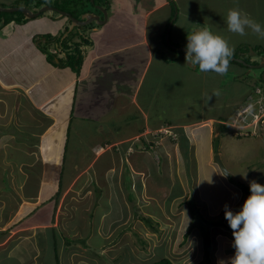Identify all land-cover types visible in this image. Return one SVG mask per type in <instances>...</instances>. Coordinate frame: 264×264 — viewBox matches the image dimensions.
Masks as SVG:
<instances>
[{"label": "crops", "instance_id": "1", "mask_svg": "<svg viewBox=\"0 0 264 264\" xmlns=\"http://www.w3.org/2000/svg\"><path fill=\"white\" fill-rule=\"evenodd\" d=\"M172 1L175 3H172ZM172 1L105 0V6L103 7L107 11V22L102 25L90 26L86 29V32L81 34L82 36L77 33L73 37L74 32L69 35L70 29L65 22H62V26L58 27L60 22H57V24L56 21H62V19L59 20L57 16L50 12L46 18L34 21L39 23L36 26H33L30 22L26 24L23 21L25 19H22L21 24L23 26L15 38L13 35L16 32V20L8 25L1 26L0 31L3 30L6 33V37L3 38L8 36L12 38L7 39L8 44L4 50L0 49V77L6 76L13 80L7 81V83L0 81V118L5 116L6 113L8 115V112L14 114L12 121H15L17 117L23 118L25 114L20 113V111L22 108H26V111L30 110L36 113L39 115L40 120H44L42 126L39 124L40 122L34 121V128H29L26 132L28 133L27 137H33L32 140L39 146L38 150H31L28 154L30 156L38 155L37 160H41L43 165L41 170L42 179L36 183L37 189L33 193L24 191L28 181H23L20 191L7 185L6 192H12L11 195H13V192L15 194V197L11 198L10 196L7 201L15 199L17 207L14 214L9 218L5 217L4 221H1L0 216V252L7 251V257L10 259L8 263L4 264H14L12 258L19 260L16 264H82L84 260L88 261L85 262L86 264L107 263L103 257H110L108 260L112 258L110 254H107L110 243L108 237L114 235L117 230H120V233L127 234L131 229L138 228L140 233L143 232L144 216H140V211L138 214L136 211L132 214L134 212L130 204L132 202L127 200L129 192L124 188V180L120 172L127 166L132 174L141 178V181L132 182L131 188L133 191L137 190L141 193V204L144 202L143 204L149 210L148 205L153 202V198L146 191V184L149 181L146 183L145 179L151 180V176L143 172L149 168L147 162L153 160V151L155 152L154 155H157L159 151L163 154L164 164H167V166H164L165 175L172 178L169 186H163L167 188L165 189L166 192L172 197L170 203L173 206L172 209L175 204L196 197L195 193L191 196L192 184L194 187L197 186L199 194L197 204L201 206L204 196L200 179L207 175H202L201 165L192 161H198L194 157L198 155V149H201V146L194 144V141L197 140L194 131L202 137L200 139L201 143L203 140L208 142L207 150L204 153L208 157L205 159L204 166L212 170L213 174L210 176L224 189L228 190L230 189L229 186H234L232 182H227L228 178L222 176V171L214 162V157L219 153L213 140L219 139L218 136L221 134L222 130L220 128L222 126L217 130L215 117L207 116L206 112L215 109L216 105L222 102V79L229 74H234L236 78L244 73L248 74V69L229 64L228 72L224 76L211 71L202 73L198 67L187 63L182 55L177 52L173 53L170 48L167 49L164 38L172 32L176 42L183 46H186L185 42L187 40L185 39L187 38L185 37L191 30L208 28L214 34H217L214 26L210 23L211 18H206V13H203L207 12L209 7L203 5L206 0H183L185 2L181 5H179V2L182 0ZM217 3L220 7L221 4L225 6L231 3L230 9L236 6L252 19H254L253 14H251L252 10H255L254 14L257 16H264V6L260 8L257 4L254 9L252 0L248 1L249 7L244 5V0H218ZM109 4H112L110 8ZM180 11L183 12L182 17H180ZM175 13L174 23L169 30L170 22ZM84 14L104 15L102 11L97 9V5H93V10L83 12L80 16ZM3 20L5 19L3 18ZM222 24L227 25L226 20H223ZM130 25L132 26L130 27ZM133 25L138 28L133 27ZM110 29H113V31L108 35ZM71 31H74V28ZM225 33H228L224 34L225 36L231 35L229 32ZM61 35H63V38L58 43ZM45 36H53L56 42L51 41L48 43ZM36 38H40L42 43L48 44V47H46L54 57L53 63L42 52L41 43L36 42ZM64 38H69V44L72 43V45H80L82 38L88 40V43H82L79 47L83 60L79 74L70 67L63 66L68 53L72 50V48L62 49ZM227 40L231 46H234L230 38ZM253 44L264 51V43L261 44L260 41L246 43L248 46ZM174 49L178 50L177 48ZM261 55V58L264 59V54ZM257 56L254 54L252 60L255 61L258 58ZM61 60L64 62L60 63ZM183 76L185 82L195 81L198 78L204 86L205 91L208 93H204V102L202 103V100L200 102L201 111L204 112L198 118L196 117L197 111L195 108L199 107V103L197 104L194 101L190 104L191 112L182 115L183 121L188 118L187 123L177 120L172 113L168 115V120L161 119L167 114L165 111L167 106L168 110H173L170 104L177 97L174 94L171 95L172 102L166 104L164 98L160 99V89H167L166 85H169V90L176 86H183ZM28 77L35 80L29 81ZM239 80L234 83L239 82ZM28 82H31V85ZM42 84V93L38 94L40 89L37 86ZM248 86H252V91L246 98H254V85L248 83ZM214 90H219L220 95H213ZM173 93H177V91ZM210 97L211 99H209ZM244 101L245 99L241 103L243 104ZM13 105H16L18 110H11L10 107ZM130 109H132L131 112ZM133 113H137L138 116L131 117L130 114L133 115ZM188 115L190 116L188 117ZM154 118L157 120L154 121ZM7 120L9 121V119ZM236 120L235 115L234 121H223L221 123L223 125L227 122L234 129ZM130 126H132L131 130L128 128ZM40 130H42L41 133ZM70 132H72V145L82 147L81 151H68ZM92 132L93 136L90 137L87 133ZM106 132L110 135L103 136V133ZM128 132L129 134H127ZM97 133L99 134L97 135ZM103 137L110 138L112 141L105 143V145L102 144L105 147L98 152V149L102 146H100L98 139ZM186 137L190 140V146L186 143ZM79 142L80 145H78ZM85 144L95 148L93 150L95 156L88 165L84 163L82 157ZM45 145L47 146L46 149L44 148ZM29 147L33 148L27 145V148ZM138 151L141 152L138 155H142L143 165L138 164V162L133 164L132 162V159L137 161L134 155H137ZM0 153L2 154V152ZM104 154L107 155L106 157H110L105 179L100 184L96 182L91 188L86 187L85 185L88 184L86 176L90 173V170L93 171L95 177L98 174L97 170H100L99 176H102V168L97 169L99 167L95 164L101 160ZM68 155L73 156L74 166L71 167V173L69 178L67 177L66 184H63L64 196L67 195L72 198L69 205L70 210H68L71 215V220L68 222L70 223V229L66 233L63 229L59 230L57 226H52L59 222L57 209L60 201L65 197H62V194L55 212V205L50 201L51 197L48 195L43 197V195L47 192V185H50L52 180L47 173L49 163L54 161V163L59 164L62 162L61 166H63L64 159ZM5 158L6 167L8 165L12 166L7 157ZM103 168H106V164ZM117 168H119L118 172ZM109 173L117 176L118 181H110L108 179ZM56 176V173L52 175V177ZM97 179H100V177ZM94 185H99V189L95 190ZM176 186L180 188V190L178 188L177 190L181 192L175 193V189L172 187L175 188ZM85 188L89 192L88 194L84 190ZM148 190L152 191L149 187ZM234 190H229L230 195H232V201H230L233 203L232 207H234V202L237 200L236 195L239 196L240 200L248 197L247 195L243 196L242 190L241 194L236 189ZM79 192L80 196L86 195V199L82 198L80 200L83 202L90 201V206L86 212H83L78 206L77 195ZM104 195H106L105 202L108 205L114 203L113 210L108 209L106 212L101 213L95 225L97 229L94 230L93 212L103 209ZM94 196H97L96 200ZM146 198L148 201H146ZM185 202L188 203V201ZM64 205L65 202L61 204L60 208H64ZM41 211L43 212L39 214ZM33 214L36 218L32 217ZM82 214H85V216H82ZM158 215L163 216L162 213H158ZM165 215L166 211H164L162 219L167 217ZM150 217L155 216L150 215ZM156 220H158L157 217ZM89 226L92 227L88 231L86 227ZM8 230L12 233V236L7 241L6 238H2L3 234L1 233ZM84 230L85 233L88 231L86 234L89 236L87 242L83 240L85 237ZM14 232L20 233L19 238L21 235H25L23 239L19 240L20 245L17 241L19 238L15 237ZM95 234L102 239V242H93ZM29 236L31 240L26 239ZM75 236L78 237L75 238ZM68 239L71 243H67ZM69 248H77L79 251H70V254H66ZM14 252L17 253L16 257ZM84 254H87V257H84ZM32 255H34V258H32ZM70 255L71 258H69ZM79 256L81 257L78 258ZM117 258L118 255L113 258V261Z\"/></svg>", "mask_w": 264, "mask_h": 264}, {"label": "rangeland", "instance_id": "2", "mask_svg": "<svg viewBox=\"0 0 264 264\" xmlns=\"http://www.w3.org/2000/svg\"><path fill=\"white\" fill-rule=\"evenodd\" d=\"M46 1H47V4H45L43 7L50 6L62 12H67L68 9L70 10L82 9L84 11L93 10V5H94L93 3L95 2H96L97 7L100 6L103 8V6L100 5V0H90V1L89 0H46ZM248 1L250 0H244V5L246 7H249ZM252 1H253L254 9L257 6V4L260 6V8H263L264 0H252ZM70 2H73V3H70ZM81 2L82 3L84 2L85 4L84 7L82 8H80L81 5H79ZM181 2H179V5L183 4V2L185 1L182 0ZM217 2L218 0H215V1L206 0L205 4L203 5L205 6L208 5L209 7L207 8V12H203V13H206V18H211L210 23L214 26V29L216 30L218 35L226 39L230 38V40L233 42L232 44L234 45V49H235L234 54H239L240 52H244V53H247L246 56L247 57L249 56L250 59L251 57H253L254 54H264V51L262 48L257 47L254 44L250 46L246 45V43L249 41H254V42L260 41L261 44L264 43V39L258 38L255 34L251 32L250 29H246L248 34L243 37L237 34H233L227 30V25L224 26L222 22L223 20H226L227 12L231 7V3L225 6H222L221 4V7H220L219 3ZM69 3L71 4V6L69 5ZM111 6L112 4H109V8ZM22 7L28 8L30 11L34 12V10H38V7H39L38 0H0V8L13 9V8H22ZM42 8H40L39 10H41ZM234 8H236V6ZM254 12L255 10L251 11V14H253L254 20L260 23L262 28H264V16H257L256 14H254ZM47 14H50L49 11L45 12L38 18L30 19L26 24L30 22L33 24V26L39 25V23H35L34 21H36L37 19L41 20L43 18H46ZM51 14H54L55 16H57L59 20L62 19V21H56V23L60 22V25L58 27L62 26L63 24L62 22L67 23V27H69L70 29L69 35H71L72 32L75 33L73 37L76 36L77 33H80L81 35L87 31L85 29L86 26L82 28L73 27L70 19L68 17L63 16L62 14H59L56 12L55 13L52 12ZM182 16H183V12L180 11V17ZM4 17L6 19L13 18L10 15H6ZM14 17L16 19L18 15H15ZM175 17H176V13L173 19L171 20L170 24L175 20ZM130 24L132 23L130 22ZM22 26L23 24L16 23V27H15L16 32L13 35L14 38L21 31ZM131 26L132 25H130V27ZM133 27L138 28L134 25ZM72 28H74V31H71ZM112 31L113 29H110V32L108 33V35L111 34ZM192 31L193 30H191V32ZM225 32H229L231 33V35L225 36L224 34H228ZM167 35L164 38L165 39L164 44L167 47V49L170 48L171 49L170 51H172L173 53H176L174 48H177L178 50H181L182 48H186V46H183L179 42H176L173 32L169 34V37H170L169 41L167 39ZM3 37H6V33L3 30H1L0 31V49L4 50L5 46L8 44L7 39H11L12 37L10 36H8L7 38H3ZM185 38H187V36ZM186 44H187V41L185 42V45ZM240 49L242 51H239ZM255 49L258 51H255ZM6 52H7V49H6ZM185 53L186 52L182 51V54L181 52H179L178 54L182 55L185 58ZM163 56L165 57L164 54ZM246 64H249V63H246ZM261 74H263V69L262 70L254 69L252 75H249V74L247 75L246 73H244L242 76H239L237 78L234 76V74L226 75L222 79V81L220 80L221 86H222V102L216 105L215 109H212L206 112L207 116L215 117L217 121L216 122L217 130L219 129L220 126H222L220 128L222 130L221 134L220 136H218L219 139L213 140L214 146L217 149V152L219 153V154H216V156H220L224 166L231 173V176L227 177L228 178L227 182H232L234 184L233 186L234 189L239 191V194H241L240 193L241 187L239 186V184H244L250 187L249 182L254 180L257 183L264 185V126H259L255 130L256 135H253V132H254L253 128L244 130V131L241 130L242 128L247 127V125L245 124L246 122H244L243 120H239L237 116L236 118L238 121L236 120L234 129L231 128L229 124H227V122L234 121V118L236 115L235 111L239 110L240 107H243L241 105L242 104L241 102L244 99H246L250 91H252V86L249 87L248 83L253 82L254 79L255 80L258 79ZM240 77L241 79L239 80V82L234 83L235 81H238V78ZM27 79L29 81L35 80L34 78H31V77H28ZM1 80L4 83H7V81H12L13 79H11L10 77L4 76V77H0V81ZM183 81H184L183 86H180V87L176 86L174 88H171V90H169L168 89L169 85H166L167 89L165 90L160 89L159 91V93L161 94L160 99L164 98L166 101V104H170L172 102L171 95L174 94V96L177 97L175 98L173 103L170 104L173 110H168L167 108L168 106H167L165 108V111L167 112V114L163 116L161 119L168 120L169 119L168 115L172 113L173 117L175 116L177 120L183 121L184 118H182V115L184 113L191 112L190 104L194 101L197 104L199 103V107L195 108V110L197 111L196 117L198 118V116H200L204 112V111L203 112L201 111L200 102L201 100H202V103L204 102L203 95L204 93L206 94L208 93L205 91L204 86L202 85L201 81L198 78H196L195 81L189 80L185 82V77L183 78ZM28 84L31 85V82H28ZM255 86L264 87L263 83H257ZM37 87L40 89L38 94H41L42 89H43V84ZM176 91L177 93H173ZM254 99H261L264 102V93H261V94L254 93ZM259 108H260V104L259 103L255 104L252 112L257 113L259 111ZM10 109L18 110L16 105L11 106ZM26 110H27L26 108H22L20 113L25 114V115L23 116V118L17 117L15 121H12L14 118L13 117L14 114H11L10 112H8V115L6 113L5 116L0 118V152H2V154L0 153V216H1V221H4L5 217L7 218L11 217L16 211L15 209L17 207L16 206L17 203L15 199H12V200L9 199V201H7V198H10V196L11 198L15 197L14 192H13V195H11L12 192H6L7 185L9 187L16 188L17 190L20 191V189H22V186H23V181H28L27 186L25 187L24 191H30V193H33L35 189H37L36 183L40 182L42 179L41 170H42L43 165H42L41 160L39 161L37 160L39 156L38 155L30 156L28 154L31 150L33 151L38 150L39 146L38 144L34 142V140H32L33 137L32 138L27 137L28 133L26 132L29 128H34V121L40 122L39 124L42 126L44 125L43 124L44 120L43 119L40 120L38 114L33 113L30 110L28 111ZM131 110L132 109H130V112ZM130 115L131 117L138 116L137 113H133V115L132 114ZM189 116L190 115H188V117ZM7 119H9V121ZM153 120L155 121L157 119L154 118ZM187 120L188 118L186 119V121H183V122L187 123L188 122ZM192 120H193V116H192ZM223 121H227V122L222 125L221 122ZM128 128L129 130H131L132 126ZM41 132L42 130H40V133ZM71 134L72 132H70V139L68 141V145H69L68 151L70 150H73L75 152L81 151L82 147L72 145L73 141L71 140V136H72ZM87 134H89L90 137L93 136V132L87 133ZM98 134L99 133H97V135ZM127 134H129V132ZM242 134H246L247 136H240ZM109 135L110 134H107V132L103 133V136H109ZM194 135L197 139L194 141V144L201 146V149H198L199 151L198 155L194 157L198 161H195V160H192V161L193 163L198 162L201 165L202 175L204 176L207 175L203 179H200L202 187H203L202 188V192L204 196V200L202 201L203 204H201V206L197 204V201L199 200V197H198L199 194L197 191V186L194 187L192 184L191 185V190H192L191 196L193 193H195L196 197H193L194 199L192 198L189 200H184L180 204H175L174 208L172 209L173 206L170 204L172 201V197H170L169 193L166 192L165 189L167 188L163 187V186H169L170 182H172V178L169 175H165L164 166L165 165L167 166V164H164V156L160 151L157 155H154L155 152L153 151V160L151 162L149 161L147 162V166L149 168H147V170L143 172L151 176V180L145 179L146 183L147 181H149V183L146 184L147 189L146 187L145 189L148 192V194H150L151 198H153V202H150V204L148 203L149 210L146 208L145 204H143L144 202H142L141 204V197H140L141 193L137 190L133 191V189L131 188V183L135 181H141V178L132 174L130 169L127 166L124 167L120 173H122V176H123L124 185H125L124 188L125 190H127V192H129L127 194V200L132 202L130 203L134 211L132 212V214H134L135 211L138 214L140 211L139 213L140 216H144L143 232L140 233L138 228L134 230L131 229L130 231H128L129 233L127 234L120 233L119 232L120 230H117V232L114 235H112L111 237H108L110 238L109 239L110 243H109L107 254L111 255L112 257L110 259L111 262L110 260H108L110 257L104 256L103 258L106 259L108 262H110V264H148L150 261H155L161 258L162 254H164V257H169L174 262V264H204L203 233L205 231H208L210 233V237L212 241V249H211L212 264H219L220 261H224V264H230V258H232V256H234V253H235V249L233 247L234 237L232 235L233 230L230 228L228 221L225 219L224 205L227 204L230 210L231 209L235 210L233 212L235 214L237 211L241 209L243 203L245 202L247 198L244 197L243 200H240L239 196L236 195L237 200L234 202V207H232L233 203L230 202L232 201L231 200L232 195H230L229 190L230 189L233 191L235 190L233 189V187H230V186H229L230 189L228 190L222 188L220 184L214 178H212V176H210L213 174L212 170L204 166L205 159L208 157V155L204 154L207 150L206 147L208 145V142L203 140L201 143L200 139H202V137L198 135L196 131H194ZM186 139H187L186 143L188 144V146H190L191 145L190 140L188 139V137H186ZM158 140H160V138H158ZM109 141H112V140L110 138H105V137L98 139L100 146ZM219 141H220V146H219ZM26 144L28 146L29 145L32 146L34 149L33 148L31 149L30 147L27 148ZM78 145H80V142ZM44 148L46 149L47 146L45 145ZM94 149L95 148H92L87 144H85L83 147L84 154L82 157L84 159V163H86L87 165L89 164V162L92 161V158L95 156L93 155ZM24 151L27 154H25ZM7 152L9 153L6 154ZM140 153L141 152L138 151L137 155H134V158H137V161H134L132 159L133 164H136L138 162V164L143 165L142 155H138ZM105 154L103 155L101 160H99L95 164V166L99 167L97 169L102 168L103 170L102 176H99V173H101L100 170H97L98 174L96 172L97 177H95L93 174V171L90 170L89 171L90 173L86 176V179H88V184L85 185L86 187L91 188L93 184H95L96 182H99L100 184L105 179L106 171L108 169L109 158H110V157H106L107 155ZM175 155H176V152H175ZM216 156L214 157V162L216 160ZM5 157H7V159L12 164V166L8 165L6 167ZM72 158H73L72 155L66 156V158L64 159L65 161H64L63 166H61L62 162H60L59 164H56V162L54 163V161H52V163H49L47 173H48L49 178H51L52 180H51L50 185H47V192L44 193L43 197L47 195L50 197L52 196L54 197L56 194L54 192L57 191L56 190L57 186L61 182H62V185L66 184L69 178V175L71 173V167L74 166V162L72 161ZM21 163L23 164L21 165ZM105 164H106V168H103ZM191 165L192 167H194L192 163ZM118 171H119V168H117V172ZM54 173L57 174L56 177H52ZM174 176H175V173H174ZM98 177H100V179H97ZM108 179L112 182L118 181V177L114 176L113 173L112 174L109 173ZM9 182H12L14 186L12 183L11 185ZM166 182H168L169 184ZM98 186L94 185V189L98 190L99 189ZM148 187L152 191H149ZM172 188L175 189L174 190L175 193L181 192L177 190V188L180 190V188L177 186L175 188L174 187ZM84 190L87 192L86 188ZM88 193L89 192H87V194ZM64 195L65 193L63 194L62 197H65ZM243 196H245V194H243ZM82 198L86 199V195L80 196V192H79L77 195V200H79L78 206L81 208L83 212H86V210L90 206V201L83 202L82 200H80ZM94 198L96 200L97 196L96 197L94 196ZM105 198H106V195H104V198H103V203H102L104 204L103 209L102 210L99 209L96 212H93L92 217H94L95 219V223H93L94 230L95 228L97 229L95 225L97 224V219L98 217H100L101 213L106 212L108 209L113 210L114 203H111L108 205V203L105 202ZM143 198L145 199L144 196ZM71 201H72V198L67 195L65 199H62L60 201V204L57 209V212H58L57 214L59 215V218H58L59 222L52 225V226H57L59 230L63 229V231L66 233H68V230L70 229V223L68 222H70L71 220L70 218L71 215L68 210H70L69 205ZM137 201H139L138 204H137ZM146 201H148L147 198H146ZM185 201H188V203L186 204ZM64 202H65L64 208H60L61 204H64ZM47 208L48 206L46 207V209ZM164 211H166L167 217L162 219V217H164ZM42 212L43 211H41L39 214H41ZM158 213H162L163 216L158 215ZM150 215L151 216L154 215L155 217H150ZM82 216H85V214H82ZM32 217L36 218L35 214H33ZM156 217L158 218V220H156ZM91 227L92 226L86 227V229L89 231ZM88 231L85 233V230H84L85 237L83 240H85L86 242L88 241L87 237H89L86 235ZM5 232L1 233L3 234L2 238H6V240L8 241L9 237L12 236V233L9 230ZM14 233H15V237L19 238L20 233L19 232H14ZM24 236L21 235V237L17 240L19 245H20L19 240L23 239ZM76 237L78 236H75V238ZM93 237H94L93 239L94 243L102 242L101 241L102 239L96 236V234ZM26 239L31 240L30 236L29 238H26ZM77 250H78L77 248H72V249L69 248L66 254H70L69 253L70 251L74 252ZM7 253H8L7 251L0 252V264L8 263L10 261V259L7 257ZM23 253H24V250H23ZM16 254L17 253L14 252L15 257H16ZM117 255H118V261L116 263H112L113 258H115ZM80 257L81 256H79L78 258ZM84 257H87V254H84ZM32 258H34V255H32ZM69 258H71V255L69 256ZM12 259H14L13 260L14 264H16L19 261L17 258H12ZM85 262H88V261L84 260L82 264H86Z\"/></svg>", "mask_w": 264, "mask_h": 264}, {"label": "clouds", "instance_id": "3", "mask_svg": "<svg viewBox=\"0 0 264 264\" xmlns=\"http://www.w3.org/2000/svg\"><path fill=\"white\" fill-rule=\"evenodd\" d=\"M39 9L40 8H38V10H34L33 13L40 11ZM24 17L25 20L23 21L27 23L30 19L26 18L25 15ZM2 20L0 22V27L8 25L5 24L4 20ZM226 24L227 30L233 34L243 37L248 34L246 29H250L251 32L258 38L264 39V28H262L261 24L238 8L228 10ZM234 52V46H231L227 39L214 34L208 28H204L203 30H193L187 35L185 60L194 67L198 66L199 71L202 73H208L211 71L220 76H224L228 72L230 59L234 56ZM256 55H258V58L253 61V58L251 57L249 64H259V59L262 55ZM245 68L248 69V74L252 75V70H249L250 68L247 66H245ZM255 81L249 82L254 85L253 92L257 94L264 93V90L261 87L255 86ZM213 95L219 96V90H214ZM209 99H211V97ZM258 103L260 104L259 111L257 113H253L252 110L255 104ZM241 105L243 107H240V109L236 112V116L239 120L246 122L245 124L247 125V127H244L241 130L244 131L253 128V135H256L255 130L259 126H264V113L260 112V110L264 108V102L261 99L248 97ZM249 105L252 107L249 109V113L245 114L246 119H240L238 117V112ZM261 114L263 117H261ZM254 115H258L260 117V119L256 122H254ZM240 136L247 135L242 134ZM229 173L230 172L227 170L223 171L222 176L227 178ZM249 185L251 194L247 197L238 212L234 214L233 211L229 209L227 204L224 205L225 219L228 221L230 228L233 230L232 235L234 237L233 247L235 249V253L234 256L230 258V264H264V185H261L254 180L250 181ZM219 264H224V261H220Z\"/></svg>", "mask_w": 264, "mask_h": 264}, {"label": "trees", "instance_id": "4", "mask_svg": "<svg viewBox=\"0 0 264 264\" xmlns=\"http://www.w3.org/2000/svg\"><path fill=\"white\" fill-rule=\"evenodd\" d=\"M104 1L105 0H100V5L101 6H105V2ZM70 3H73V2H70ZM70 3H69V5L71 6ZM172 3H175V2L172 1ZM45 4H47V1L46 0H38V5H39L38 8H41ZM79 5H81L80 8H82V7H84L85 4H84V2L83 3L81 2ZM94 5H96V2L94 3ZM67 12L71 13L72 16H74L76 18H80L81 17L80 15L83 12H86V11H84L82 9H75V10L68 9ZM97 12L100 13L99 11H97ZM6 15H10L13 18L6 19L4 17ZM15 15H18V17H16V19L14 17ZM19 15H21V16H19ZM2 18L5 19L4 20L5 21V24H9V23H11L14 20H17V23H21L22 22V19H25L24 15L21 12L12 13V14H7V13L0 12V19L2 20ZM1 20H0V22H1ZM95 25H96V23L93 22V23L87 25L85 29L89 28L90 26H95ZM80 28H82V27H80ZM62 36L63 35H61L59 39L57 38L58 39V43H59V40H62V38H63ZM45 38L47 39L48 43L51 42V41L56 42V40H55V38L53 36L52 37L51 36H47V37L45 36ZM68 39L69 38H64V40H63L64 41V43H63L64 45L62 46V49L67 50L68 48H72V50H70V52L68 53L67 59L65 60V63L63 64V66L70 67L72 70H74L76 73L79 74L80 68H81V65H82V61H83L82 60V57L80 55L79 47H80V45L82 43H84V44L85 43H88V40L82 38V42H80V45L79 44H75V45L73 44L72 45V43L69 44ZM35 41L41 43L40 44V47H41L42 52H44L47 55L49 61L53 63L54 62V57L52 56V53H50L48 51V49H47L48 44L42 43L41 40H40V38H36ZM175 51L177 53H179L178 50H175ZM239 51H242V50L240 49ZM255 51H258V50L255 49ZM181 54H182V52H181ZM246 55H247V53H244V52H240L239 54H234V56L230 59V64L240 65L242 67H245L243 64L238 63L236 59H242L246 63H250V57L249 56L247 57ZM62 61L63 60H61L60 63H62ZM56 65H58V64H56ZM59 66H60V64H59ZM238 79H241V77L238 78ZM255 82H256V84L257 83H263V86H264V82L262 81L261 77H259V79L256 80ZM260 87L264 90V87H262V86H260ZM246 100H247V98H246ZM103 145H105V143ZM103 145L98 149V152L102 151V149L105 147ZM239 186L241 187V190L243 191V193L245 195L249 196L251 194L250 193V187H248V186H246L244 184H239ZM56 190L57 191L54 192V193H56L55 196L54 197L52 196L51 199H50V201H52V203L55 205V208H54L55 209V212H56V208H57V205L59 203V200H60V198H61V196L63 194V191H64L62 182L58 185V187L56 188ZM203 239H204V241H203L204 264H212V260H211L212 241H211L210 233L208 231H205L203 233ZM67 243H71L70 239L67 240ZM117 261H118V258H117V260L113 261L112 263H116ZM106 262L107 263H105V264H110L111 261L108 262L106 260ZM148 264H174V262L170 258H168V257L161 256V258H159L158 260L150 261Z\"/></svg>", "mask_w": 264, "mask_h": 264}, {"label": "water", "instance_id": "5", "mask_svg": "<svg viewBox=\"0 0 264 264\" xmlns=\"http://www.w3.org/2000/svg\"><path fill=\"white\" fill-rule=\"evenodd\" d=\"M98 10L102 11L103 12V16H100L98 14H84L83 16H81L80 18H76L74 16H72L71 13L69 12H62L58 9H55L53 7H50V6H47V7H44L42 8L40 11L36 12V13H33L32 11H30L28 8H13V9H6V8H0V12L2 13H16V12H22L26 18L28 19H35V18H38L41 16V14L47 12V11H50V12H57L59 14H62L63 16L65 17H68L69 19H71V22H72V25L73 27H84V26H87L93 22H95L97 25H102L104 23L107 22V11L98 6L97 7ZM174 22H172L170 24V27H169V30L171 29L172 25H173ZM169 34L167 35V39L169 41ZM180 51H183V52H186V48H182ZM239 63L243 64L244 66H247L250 68V70H254V69H257V70H262L264 71V59L263 58H260L259 59V64L257 65H252V64H246L244 61L238 59L237 60ZM261 79L262 81L264 82V72L263 74H261ZM215 162L218 164L219 168L221 169L222 173L223 171H226V167L224 166L220 156H216V160ZM228 171V170H227ZM229 172V171H228ZM231 176V173H229L227 175V177H230Z\"/></svg>", "mask_w": 264, "mask_h": 264}, {"label": "built area", "instance_id": "6", "mask_svg": "<svg viewBox=\"0 0 264 264\" xmlns=\"http://www.w3.org/2000/svg\"><path fill=\"white\" fill-rule=\"evenodd\" d=\"M251 107H252V106L249 105V106L243 108L242 110H240V111L238 112V117H239L240 119H244V120H245V119H246L245 114L249 113V109H250ZM260 112L264 113V108H262V109L260 110ZM261 117H263L262 114H261ZM254 118H255L254 122H256V121H258V120L260 119V117H259L258 115H254Z\"/></svg>", "mask_w": 264, "mask_h": 264}, {"label": "flooded vegetation", "instance_id": "7", "mask_svg": "<svg viewBox=\"0 0 264 264\" xmlns=\"http://www.w3.org/2000/svg\"><path fill=\"white\" fill-rule=\"evenodd\" d=\"M252 74H253V70H252Z\"/></svg>", "mask_w": 264, "mask_h": 264}]
</instances>
